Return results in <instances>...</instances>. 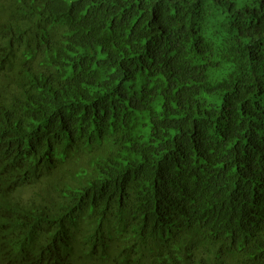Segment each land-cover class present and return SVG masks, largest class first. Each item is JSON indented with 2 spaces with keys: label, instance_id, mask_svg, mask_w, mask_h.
I'll return each mask as SVG.
<instances>
[{
  "label": "trees",
  "instance_id": "16d2710c",
  "mask_svg": "<svg viewBox=\"0 0 264 264\" xmlns=\"http://www.w3.org/2000/svg\"><path fill=\"white\" fill-rule=\"evenodd\" d=\"M0 264H242V0H0ZM243 264H264V0H243Z\"/></svg>",
  "mask_w": 264,
  "mask_h": 264
}]
</instances>
